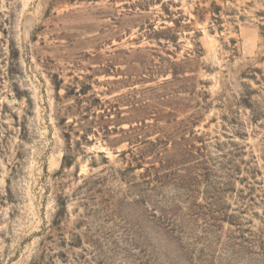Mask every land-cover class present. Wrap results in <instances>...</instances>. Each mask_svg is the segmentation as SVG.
<instances>
[{"label": "rangeland", "instance_id": "rangeland-1", "mask_svg": "<svg viewBox=\"0 0 264 264\" xmlns=\"http://www.w3.org/2000/svg\"><path fill=\"white\" fill-rule=\"evenodd\" d=\"M0 264H264V0H0Z\"/></svg>", "mask_w": 264, "mask_h": 264}]
</instances>
